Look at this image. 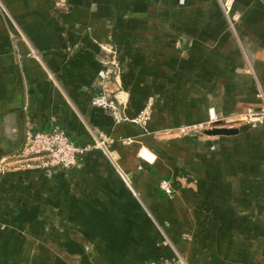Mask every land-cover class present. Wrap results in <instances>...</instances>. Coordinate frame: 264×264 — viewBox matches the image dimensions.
I'll use <instances>...</instances> for the list:
<instances>
[{
  "label": "crops",
  "instance_id": "0c3cea01",
  "mask_svg": "<svg viewBox=\"0 0 264 264\" xmlns=\"http://www.w3.org/2000/svg\"><path fill=\"white\" fill-rule=\"evenodd\" d=\"M118 87L116 123L90 101ZM258 94L264 0L227 15L218 0H0V160L26 130L112 139L69 172L0 176V264H264V124L178 133L209 110L236 120ZM150 97L147 125L129 122Z\"/></svg>",
  "mask_w": 264,
  "mask_h": 264
},
{
  "label": "built area",
  "instance_id": "2783aa9c",
  "mask_svg": "<svg viewBox=\"0 0 264 264\" xmlns=\"http://www.w3.org/2000/svg\"><path fill=\"white\" fill-rule=\"evenodd\" d=\"M227 15L231 10L234 0H218ZM178 43L175 47H178ZM109 72L100 70L98 77L106 80ZM259 105L255 109H250L236 120L230 118H221L213 110H209L208 119L204 123L182 126L178 128L180 135L203 134L205 130L214 127L230 128L236 124H243L251 129L264 124V97L258 94ZM129 101V95L121 87L111 93H103L91 99L90 104L96 108L104 110L111 114L116 123L128 121L123 110ZM154 99L148 98L143 108L137 116L129 122L144 128L151 119L152 106ZM112 139L103 134H98L92 146L78 147L68 137L65 130L51 126L45 131L37 132L26 130L22 147L15 154L0 160V176L7 172L20 170H39L51 174L54 170L69 172L78 165L80 157L90 149L102 151L106 156L111 152L108 146ZM136 158L145 165H153L156 161V154L145 146H140L136 153ZM140 168V167H139ZM120 177L126 182L125 176L119 172ZM160 189L167 195L171 196L172 190L170 184L162 181ZM135 195V194H134ZM157 264V263H148Z\"/></svg>",
  "mask_w": 264,
  "mask_h": 264
},
{
  "label": "water",
  "instance_id": "95a60500",
  "mask_svg": "<svg viewBox=\"0 0 264 264\" xmlns=\"http://www.w3.org/2000/svg\"><path fill=\"white\" fill-rule=\"evenodd\" d=\"M204 134L207 136L232 135V134H236V130L233 128L216 127L210 130H205Z\"/></svg>",
  "mask_w": 264,
  "mask_h": 264
}]
</instances>
